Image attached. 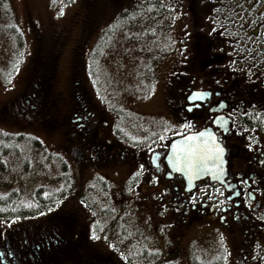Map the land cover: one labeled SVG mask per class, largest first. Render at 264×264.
Listing matches in <instances>:
<instances>
[{
    "label": "rangeland",
    "instance_id": "1",
    "mask_svg": "<svg viewBox=\"0 0 264 264\" xmlns=\"http://www.w3.org/2000/svg\"><path fill=\"white\" fill-rule=\"evenodd\" d=\"M9 1L8 11L0 12V146L12 147L16 153L12 152L0 162V195L17 191L20 203L33 207L35 192L41 188L42 199L49 196L55 201L64 200L65 208L77 210L79 223L88 222L89 229L96 233V238L89 235L86 240L93 251L112 257L117 264L133 261L154 264L158 259L161 262L169 242L181 251L175 264L230 263L235 249L230 248L228 258L220 261L224 244L207 230H190L179 245L175 239L169 240L166 235L171 216L160 215L161 197L152 194L145 184L139 185L137 195L129 190L122 195L125 171L114 178L112 173L109 176L98 170L77 169L78 153L72 147L71 158L67 153L68 143L74 145L77 136L73 137V143L65 141L68 126L58 118L69 114L71 81L74 85L78 83L79 71L82 80L77 87L85 89L87 107L92 110V105L101 116L110 108L108 111L120 124L117 139L125 140L124 145L130 143L128 140L133 141V136L152 139L162 133L167 124L170 129L171 119L166 114L169 85L176 86L181 80L180 65L186 60L188 47L192 43L197 45L198 37L204 34L199 12L201 9L204 12V7L210 3L196 6L193 23L189 0H121L117 3L97 0L90 3L91 8L87 0ZM233 1L224 0L223 7L212 8L215 12L209 10L203 16L206 18L210 13V19H216L206 23L210 32L221 31L227 37L228 24L239 25L241 20L235 19ZM144 2L147 7L137 9V4L142 6ZM94 5L99 13L94 11L90 25L83 27L81 18L86 10L90 13ZM149 5L155 7L150 10ZM61 6L63 14L57 15ZM237 10H242V6ZM164 11L168 13H162ZM91 27L95 28L90 32ZM79 46L81 56L75 54ZM18 59L20 63L16 65ZM46 72L49 76L41 85L59 108L50 110L52 120L59 122V126L53 128L32 116L39 110L36 103L40 97L35 100L37 88L35 90L30 83L36 75L46 76ZM41 93L45 100L43 91ZM76 101L77 114L85 116L88 110L82 112V94ZM44 107L46 109L47 103ZM26 116L29 119L25 120ZM104 178L109 180L108 184L102 180ZM139 190L146 194L140 195ZM164 197L167 199L166 195ZM167 203L172 208V200ZM36 206L33 207L35 212L38 211ZM46 214H35L26 220L40 221ZM157 230L161 231L156 233Z\"/></svg>",
    "mask_w": 264,
    "mask_h": 264
},
{
    "label": "flooded vegetation",
    "instance_id": "2",
    "mask_svg": "<svg viewBox=\"0 0 264 264\" xmlns=\"http://www.w3.org/2000/svg\"><path fill=\"white\" fill-rule=\"evenodd\" d=\"M95 8L94 5L91 15L94 11L99 13ZM250 11L252 17L246 19L244 30L249 42L247 46L229 48V38L214 32L212 36L201 34L197 39L199 43L188 47L186 60L180 65L181 80L176 86L169 85L166 114L170 116L172 127L165 133L166 139L160 140L157 135L148 140H128L130 143L124 145L125 140L117 139L120 124L108 111L110 108L101 116L92 105V110L87 107L85 89L77 87L82 80L79 71L78 83L74 85L71 81L69 114L58 117L68 126L65 136L72 138L65 137V141L73 143V137L77 136L74 145H67L69 158L73 155L71 147L79 155L80 162H75L77 169L98 170L109 176L112 173L114 178L120 171H125L122 195L128 190L137 195L139 185L145 184L152 194L161 197L163 209L160 215L171 216L166 235L169 240L175 239L179 245L190 230H207L216 241L224 244L220 261L228 258L230 248L235 249L228 264H264V219L261 218L264 216V3ZM255 14L258 16L254 17ZM82 21L83 16L81 24ZM52 39L56 41V38ZM43 79L44 76L40 78V84ZM193 92L198 95L189 100L188 96ZM43 93L44 104L39 99L36 103L39 110L32 116L49 128L59 126V122L51 117V111L59 108L54 99H49L50 93L45 89ZM79 94H82L84 105L82 112L88 110L82 117L77 114ZM217 117H220L218 121ZM74 122L79 124L73 125ZM185 122H190L192 127L181 128ZM205 128L216 134L225 149L224 170L214 180L206 176L189 188L183 175L169 168L166 154L173 140ZM249 144H252L251 148ZM156 153L160 155L157 157ZM141 164L144 165L140 170L142 175H135ZM169 172L170 176L166 174ZM153 176L158 179L152 180ZM103 180L108 184L109 180ZM139 194L146 192L139 190ZM169 199L172 208L168 206ZM54 221L50 225L36 226L13 225L11 220L0 222V264H61L66 260L73 264L77 257L76 264H88L84 247L93 251L90 242L86 241L89 235L92 236L89 223H79L77 210L65 208L64 201L59 203ZM71 246L77 247L67 250ZM74 253L78 255L74 257ZM178 253L181 254L178 246L169 242L163 260L154 264H175ZM98 255L107 261L106 264H117L110 256Z\"/></svg>",
    "mask_w": 264,
    "mask_h": 264
},
{
    "label": "trees",
    "instance_id": "3",
    "mask_svg": "<svg viewBox=\"0 0 264 264\" xmlns=\"http://www.w3.org/2000/svg\"><path fill=\"white\" fill-rule=\"evenodd\" d=\"M87 1L89 3V8H91L92 5L90 3L91 2L95 3L97 0H87ZM117 1H121V0H113L111 2L117 3ZM204 2L210 3V4L207 5L206 7H204L205 8V10H203L204 12H202V9L199 12L200 22H201V25H203V27H204L203 33L207 36H212L213 32L211 33L209 31V28L206 24L207 22H205L206 18L205 17L203 18V16H205V14L208 13L209 10L211 13L212 8L218 10V8L223 7L222 3L224 2V0H204V1L203 0H200V1L199 0H189V7L188 8H189V11L191 13V16L194 13L197 14L196 6L198 4L201 5ZM237 2L241 3V0H237ZM5 4H7V7L4 6ZM9 4H10L9 0H0V12L8 11ZM146 5H148L147 2H144L142 4V6H138V4H137V9L145 8V7H147ZM90 11H91V9H90ZM162 13H168V12L164 11ZM192 17H193V23H194L195 22L194 15ZM90 20H91V14L88 13L86 10L85 15H83L82 26L84 27L86 25H90V22H89ZM93 28H95V27L90 28V32H91V30L93 31ZM203 48H204V46H203ZM80 50H81V48L79 46L78 49L77 48L75 49V54L77 52V54L78 55L80 54V56H81ZM80 56H79V58H80ZM78 65H79V63H78ZM46 74H47V72H46ZM47 75L49 76V74H47ZM44 79H45V76H44ZM39 80H40V77H37V75H36V77L34 78L33 81H31L30 84H31V86H33L35 88V90L37 88L36 94H37L38 98L40 97L39 101H41L43 98V97L41 98V96H42L41 92L44 91V88L42 87L43 85H41V84H40L41 86L39 85ZM30 84H29V88H31ZM6 140H7V142L9 141L8 138H6ZM18 140L21 141L22 137H18ZM33 141H35L36 145H38L36 140H33ZM0 152H1L0 153V162H1L3 160V158L9 156L12 152H15V151L12 147H7L5 145H2V146H0ZM42 191L43 190L40 188L38 191L35 192V196H34V200H35L34 203L35 204L33 207H35L37 205L36 206L38 209L37 212H35V210H33L34 209L33 207H28V206H25V205L20 203V194L17 191H12L8 195H0V220H1V222L3 220H11V221H13V225L25 224L27 226H36V225H41V224L43 225L46 223H49L48 225H50V224L55 223L56 221H54V219H55V215L57 213V210H54V208H55V202L56 201H55V199H52L49 196H47L45 199H42V197H41L42 194H40ZM51 208H53L54 212L49 213L48 210ZM31 211H33L34 213H30ZM43 212H47V214L42 216L43 218L40 221H37V220L28 221V220H26L27 218H29L35 214H42ZM20 220H22V221H20ZM76 247L77 246H74L72 248L68 247L67 250H70V249L72 250V249H75ZM84 250H85V255H86V259L88 261V264H106L107 263L106 260L99 257L98 254L96 255V253L94 251L87 248L86 246L84 247ZM77 255H78V253H77ZM77 255L74 253L73 256L76 257ZM77 260H78V257H77ZM77 260L75 262H73V264H76ZM66 261H62L61 264H68ZM70 264H72V263H70ZM78 264H85V263L82 262V263H78Z\"/></svg>",
    "mask_w": 264,
    "mask_h": 264
},
{
    "label": "snow or ice",
    "instance_id": "4",
    "mask_svg": "<svg viewBox=\"0 0 264 264\" xmlns=\"http://www.w3.org/2000/svg\"><path fill=\"white\" fill-rule=\"evenodd\" d=\"M55 2V0H53ZM7 7V4L4 5ZM155 7L154 5H149V9ZM165 7H168V5H165ZM63 14V6H61L60 12L57 13V15ZM129 35H132V33H129ZM187 35V33H185ZM22 55L20 59H22ZM20 63V60L18 59L16 61V65ZM15 67V66H14ZM16 70L18 71V67H16ZM198 95L197 92H193L191 95L188 96V99L191 100L193 96ZM204 95H210V93H204ZM259 115V114H257ZM220 117H217L216 120L218 121ZM216 121H214L215 123ZM181 128L187 129L191 128L192 125L190 122H185L180 125ZM169 129L165 127L163 129V132L158 135V139L164 140L166 139V135L164 133H167ZM175 134V133H174ZM152 135H156L153 133ZM148 137H139V136H133L132 140H148ZM250 139H252L250 137ZM253 143L255 141L253 140ZM249 148L252 147V144L248 145ZM172 152L169 153L166 157V159L169 161L172 167H177L178 164L184 165V171H186L190 176L198 174L199 171L202 170L203 167H217V161L219 164L223 163L222 155L224 152V148L221 146V144L217 140V136L215 133H213L210 129L205 128L199 132H190L187 136L183 137L179 141H173L171 144ZM149 152L152 151L151 148L148 149ZM159 153H156L155 156H159ZM144 169V165L141 164L139 166V169L135 173V175H142V172L140 170ZM167 175H171V172L166 173ZM158 178L156 176L152 177V180H157ZM241 183H244V181H241ZM213 191H218L217 189H213ZM45 196H47V193H44ZM223 195V193H221ZM209 198H211V194H209ZM194 199V198H193ZM57 204L59 201L56 202ZM239 203V201H237ZM28 207H31L32 205H26ZM264 219V216L261 217ZM93 238H96V233H92ZM223 239V237H221ZM150 251H158L157 249H150Z\"/></svg>",
    "mask_w": 264,
    "mask_h": 264
},
{
    "label": "water",
    "instance_id": "5",
    "mask_svg": "<svg viewBox=\"0 0 264 264\" xmlns=\"http://www.w3.org/2000/svg\"><path fill=\"white\" fill-rule=\"evenodd\" d=\"M187 136V135H186ZM185 137V136H184ZM183 138V137H182ZM182 138H179L175 141H179L181 140ZM171 144L172 142L169 144V151H168V154L172 152V148H171ZM224 153V152H223ZM167 154V155H168ZM167 157V156H166ZM222 159H223V163L222 164H219V162L217 161V167H203L202 166V170L199 171L198 174H195V175H189L186 171H184V165L183 164H178L177 167H172L171 164L169 163V161L166 159L167 161V164L169 166V168L172 170V171H176L180 174L183 175V177L185 178L186 180V183L189 187H191V185L196 181V180H199L200 178H203L205 176H210L212 178H215V176L217 174H219L221 172V170L223 169V166H224V158H223V155H222Z\"/></svg>",
    "mask_w": 264,
    "mask_h": 264
}]
</instances>
